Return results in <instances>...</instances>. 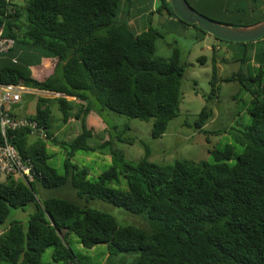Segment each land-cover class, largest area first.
I'll return each instance as SVG.
<instances>
[{"label":"trees","instance_id":"obj_1","mask_svg":"<svg viewBox=\"0 0 264 264\" xmlns=\"http://www.w3.org/2000/svg\"><path fill=\"white\" fill-rule=\"evenodd\" d=\"M157 1L155 12L166 10L180 23L209 34L181 20L168 0ZM188 2L208 16L227 18L219 21L230 25L264 19V0ZM120 4V0H28L19 5L0 0V28L14 41L11 50L0 52V86L62 94L51 99L21 90L17 102L0 101V146L7 138L30 160L34 173L32 181L11 175L0 181V224L12 208L25 210L33 204L27 222L14 220L0 233V264H51L43 261L47 248H52L55 262L76 264L78 257L69 243L72 233L86 248L104 244L109 259L121 253L134 255L133 264H264L262 69L257 78L241 73V78L226 79L239 80L252 95L251 120L234 133L241 152L227 144L210 151L212 161L184 158L166 165L150 161L148 155L129 161L115 152L113 164L98 176L72 161L77 151L91 149L93 130L86 119L95 110L93 97L101 107L128 117L154 119V137L162 136L180 111L186 71L180 50L158 57L159 32L150 25L134 30L138 24L124 20ZM203 4L215 11H205ZM260 59L262 68L264 57ZM243 78L257 81L255 88ZM66 96L73 97L77 107ZM24 98L37 99L34 114L17 112ZM54 99L64 122L83 115V131L70 142L63 141L70 148L63 172L50 163L48 152L49 142H58L50 130ZM6 113L16 120L38 121L48 137L34 136L30 126L4 129ZM210 114L205 106L196 123L200 131ZM67 186L76 190L77 199L44 191ZM94 199L143 217L145 225L120 224L114 215L90 207L88 202Z\"/></svg>","mask_w":264,"mask_h":264},{"label":"rangeland","instance_id":"obj_2","mask_svg":"<svg viewBox=\"0 0 264 264\" xmlns=\"http://www.w3.org/2000/svg\"><path fill=\"white\" fill-rule=\"evenodd\" d=\"M14 1L19 5H26L28 2V0ZM120 3V15H125L124 20L132 22V25L138 24L134 30L141 31L143 25H150L159 32L160 36L156 39L158 57L167 58L173 54L175 48L180 50L181 61L186 66L180 111L178 116L170 121L166 132L160 137H154V119L141 120L128 117L101 107L93 97L95 110H92L86 119V126L93 130V135L89 139L91 149L77 151L72 161L85 166L91 176H98L113 164L115 152L123 153L127 160L133 162L148 155L150 161L161 165L172 164L184 158L212 161L213 156L210 151L214 148L222 149L227 144H234L236 150L241 152L243 147L235 141L234 133L238 129H244V125L251 120L248 108L252 95L239 80L226 81V79L241 78V73L248 78H257L261 69L264 71V66L260 68L263 63L260 56L264 57V37L247 45L218 40L210 34L203 35L193 26L180 23L166 10L155 12L159 6L157 0H120ZM209 16L217 20H228L220 15L209 14ZM256 53H258L257 57ZM262 77L264 81V74ZM243 81L251 89L257 84V81L251 79L243 78ZM73 99L68 97V100ZM73 101L77 103L75 104L77 107L78 102ZM27 102V106H24ZM36 102V98H24L23 106L17 112L34 114ZM52 102L50 130L56 135L58 142H49L48 152L51 155L50 163L59 172H63L64 161L70 150L63 141L70 142L83 131V115L80 119L73 118V121L64 122L57 100L54 99ZM205 106L211 114L203 127L204 131H200L196 123ZM77 110L75 108V111ZM6 178L5 175H0V181H5ZM44 191L48 196L77 199V192L71 186ZM88 205L114 215L122 225H145L143 217L107 201L94 199L90 200ZM32 210L33 204L25 210L12 208L8 218L0 224V232L14 220L27 222ZM69 243L78 257L75 260L76 264H133L134 255L121 253L109 259L104 244L86 248L74 233L69 236ZM52 252V248H47L43 254V261L61 264L54 261ZM122 260L124 262L120 263Z\"/></svg>","mask_w":264,"mask_h":264},{"label":"built area","instance_id":"obj_3","mask_svg":"<svg viewBox=\"0 0 264 264\" xmlns=\"http://www.w3.org/2000/svg\"><path fill=\"white\" fill-rule=\"evenodd\" d=\"M14 41L3 35L0 28V52L5 53L11 50ZM25 90L22 86H0V101L1 102H17L20 99V91ZM2 125L5 129L6 126H30L31 133L34 136L46 139L48 137L47 130L38 123V121L31 120H16L9 116L8 113L2 117ZM0 172L4 175H11L15 178L32 181L34 179L33 164L29 159H25L5 138V143L0 146Z\"/></svg>","mask_w":264,"mask_h":264},{"label":"water","instance_id":"obj_4","mask_svg":"<svg viewBox=\"0 0 264 264\" xmlns=\"http://www.w3.org/2000/svg\"><path fill=\"white\" fill-rule=\"evenodd\" d=\"M174 13L183 21L197 25L217 39L229 42H252L264 37V19L241 26L211 18L194 8L188 0H168Z\"/></svg>","mask_w":264,"mask_h":264},{"label":"crops","instance_id":"obj_5","mask_svg":"<svg viewBox=\"0 0 264 264\" xmlns=\"http://www.w3.org/2000/svg\"><path fill=\"white\" fill-rule=\"evenodd\" d=\"M203 8H204L205 11H211V12H212V11H215L214 8H212L211 6H209V4H203ZM170 19H171V18H170ZM44 59H45V58H44ZM24 92H25V93H31V94H33V93H40L39 95H44V96H46V95H50V94H52L54 97L58 96V95L55 94V93H51V92H47V91L33 90V89H30V88H25ZM42 92H43L44 94H42ZM53 96H48V97H52V98H53ZM71 120L73 121L74 119L72 118Z\"/></svg>","mask_w":264,"mask_h":264},{"label":"clouds","instance_id":"obj_6","mask_svg":"<svg viewBox=\"0 0 264 264\" xmlns=\"http://www.w3.org/2000/svg\"><path fill=\"white\" fill-rule=\"evenodd\" d=\"M55 94H57L58 96L62 95V94H60V93H55ZM66 97H67V99H68L69 96H66ZM0 233H1V232H0Z\"/></svg>","mask_w":264,"mask_h":264}]
</instances>
